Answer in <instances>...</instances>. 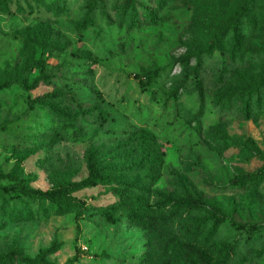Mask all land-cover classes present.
Listing matches in <instances>:
<instances>
[{"label":"rangeland","instance_id":"374dc122","mask_svg":"<svg viewBox=\"0 0 264 264\" xmlns=\"http://www.w3.org/2000/svg\"><path fill=\"white\" fill-rule=\"evenodd\" d=\"M238 10L235 26L224 27ZM150 70L158 75L141 82ZM195 78L204 93L199 119ZM5 80L0 175L44 190L83 178L89 154L112 182L72 193L85 203L78 219L46 200L1 191L0 253L20 250L4 264H160L168 236L192 239L183 228L209 225L214 215L223 220L212 242L236 247L230 264H260L264 180L230 179L264 166V0H0ZM53 91L45 99L71 118L32 101ZM138 126L163 151L153 183L141 178L126 144ZM9 182L0 176V185ZM120 184L150 202L190 193L203 208L150 232L122 211L109 223L102 209Z\"/></svg>","mask_w":264,"mask_h":264},{"label":"trees","instance_id":"16d2710c","mask_svg":"<svg viewBox=\"0 0 264 264\" xmlns=\"http://www.w3.org/2000/svg\"><path fill=\"white\" fill-rule=\"evenodd\" d=\"M127 5V2H126ZM242 15L238 10L228 17L224 27L233 28ZM83 20L81 26L86 24ZM212 46L207 44L200 48L196 56L204 52H209ZM188 56H182L181 60H186ZM199 63V61H198ZM158 75L157 71L150 70L144 73V79L141 82L149 83ZM136 76V75H135ZM139 77V76H138ZM8 80L0 82V88L8 85ZM264 86V80L259 83ZM198 97V108L195 116L199 119L204 110V93L201 80L195 78L194 83ZM56 95V92L36 95L32 98L33 102L45 105L53 114L61 118H71L61 108H56L45 98ZM97 112L101 107L97 104L93 107ZM87 112V109H82ZM243 111L248 114V100L243 105ZM126 144L130 151L136 157L135 168L141 178L147 183L155 182L159 175L163 163V151L153 134L145 126H138L127 133ZM0 176L8 177L9 183L0 185V192H15L17 196L23 195L29 198L43 199L50 203L55 212H72L75 219L81 216L85 208L82 199L75 197L72 193L76 190L95 186L96 184H108L112 178L103 175L98 169L94 159L88 154L86 157V175L77 180L66 184L53 183L49 188L41 190L32 188L23 179H16L12 173L1 174ZM264 180V166L254 171L241 172L230 179V183L236 186L245 184L258 185ZM131 186L120 184L114 188L115 199L103 206L102 214L106 222L115 223L119 218V211H122L124 218L131 224L140 227L148 232L155 227L166 226L171 224L181 212H190L203 208V201L200 197H194L190 193H184L174 197L159 198L150 202L143 195L133 191ZM222 217L214 215L211 223L205 225L198 223L196 225H187L183 228L187 236L192 239H182L176 234L168 236L164 241V247L167 252L161 258L160 264H230L233 255L236 253L235 244L232 241L213 243L212 238L218 233L222 223ZM243 225H240L242 228ZM55 243L51 247L53 250ZM13 256H20L18 248H10L7 252L0 253V264H4ZM147 264H151L148 262ZM260 264H264V256Z\"/></svg>","mask_w":264,"mask_h":264}]
</instances>
